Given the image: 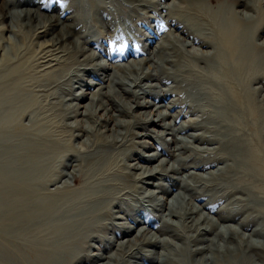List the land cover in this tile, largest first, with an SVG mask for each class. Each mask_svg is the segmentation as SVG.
<instances>
[{
	"label": "bare ground",
	"instance_id": "1",
	"mask_svg": "<svg viewBox=\"0 0 264 264\" xmlns=\"http://www.w3.org/2000/svg\"><path fill=\"white\" fill-rule=\"evenodd\" d=\"M84 1L94 14L100 9L106 14V25L117 22L113 11L97 0H76L78 5L70 12L79 18L84 32L70 45L55 47L69 39L68 33L59 17L45 19L38 36L61 27L54 39L44 43L54 47L44 57L45 65L55 61L47 72L59 66L56 76L44 78L46 84L56 83L74 64L95 62ZM113 1V8H118ZM181 1L198 19L177 12ZM0 3V10H6L8 2ZM141 3L154 5L153 0ZM163 3L161 9L168 11L171 26L182 38H165L153 57L146 51L145 60L136 59L108 73L107 85L98 76V81L88 84L90 90L75 94L77 102L65 107L64 118L73 121L64 144L71 145L76 159H65V148L51 158L50 136H43V145L37 147L12 143L0 149V185L22 196L0 214L25 215L31 221L52 219L56 228L64 227L56 247H39L38 264L84 260L133 264L131 259L137 260L134 264H251L248 252L264 253V28L259 23V17L264 19V0ZM9 16L0 13L1 24ZM136 18L133 27L142 17ZM11 28L4 25L0 30ZM192 43L198 47L191 48ZM56 48L61 49L55 52ZM120 55V60L130 57ZM147 62L153 65L145 70ZM94 65L111 70L102 63ZM3 66L9 69L0 77V129L6 130L4 126L16 116L28 113L31 100L26 97L28 73L21 66L10 67L6 57L0 60V69ZM169 93L174 96L168 103L159 102ZM167 134L175 137L173 150L160 141L167 142ZM75 139H82L81 152L72 143ZM146 148L152 150L141 151ZM62 179L61 186L50 189ZM198 199L203 201L198 204ZM144 201L150 202L149 208ZM209 206H218L216 218L202 212ZM116 207L133 212L128 224L115 226L114 220L122 218L115 214ZM157 220L152 232L138 223ZM110 226L117 229V237L109 240L114 250L90 254L91 241ZM46 230H39V235Z\"/></svg>",
	"mask_w": 264,
	"mask_h": 264
},
{
	"label": "rangeland",
	"instance_id": "2",
	"mask_svg": "<svg viewBox=\"0 0 264 264\" xmlns=\"http://www.w3.org/2000/svg\"><path fill=\"white\" fill-rule=\"evenodd\" d=\"M1 1L2 0H0V2ZM6 1L8 2L7 9L3 10L4 12L0 10V13H6L11 16H9L7 20H4L3 24H1L0 21V29H2V26L4 25L9 26L10 29H12L11 27L13 26V31L6 29L3 31L0 30V60L3 57L9 58L11 60L10 67L21 66L23 71L28 73L26 90V92H28L26 93V97H30L29 99L31 100V105L28 108V113H26L23 117L20 116L17 118L16 116L14 121H12L8 126H4L6 130L0 129V149L12 143L37 147L43 145V136H50L49 138L51 140H49L48 143L53 148V155L51 158L63 154L62 152L65 148V159L70 158V156H72L71 158L76 159L77 157L71 153V145L64 144L67 143L66 141L71 136V132L68 130V124L73 121L66 120L64 118V114L66 113L65 110H67L65 107H67L70 103L77 102L73 99L74 95H78L82 90H90L88 84L90 85V82L92 81H98V76L106 80L105 85L109 84L108 73H115L119 67L123 66V64L134 62L136 59H138V61H141V59L145 60V58L148 57V54L145 53L146 51H151L153 53H151V56L153 57L159 44L165 38L167 39L171 37L174 39L176 36L182 38L179 31L177 32V30L173 28L174 26H171L172 24H170V22L173 21V19L169 17L168 11L164 8L161 9V6L164 4L163 1L165 0H153L154 5L143 4L141 3V0H97L107 9L112 10L114 17H117V22L114 21L109 26L106 25V23H109V19L106 14L101 12V9L99 13L95 12L94 14L90 3H85L86 1H84L83 5H88L87 12L89 13V18L87 20V24L92 25L89 35L93 41H91L90 46H88L89 49H93V51L96 52L97 58H95V62L93 63L105 64V66L111 68V70L109 72H105L100 70L99 66L94 64L79 65V67H77L78 64H74L66 71V73L60 75L59 78L57 77L58 80L56 83L46 84V82H42L44 78L53 76L59 66H54L53 68L48 69L49 71L47 72L46 67L54 64L55 61L53 63L51 61L45 65L44 57L53 53L48 51V49H52L54 47L48 46V44L45 45L44 43L45 41L49 42L51 39H54L62 26H64L65 32L68 33L69 39L65 38L63 41L60 40L61 42L55 47H59L60 45H70V40H74L83 34L84 27L81 21L75 13L70 12L75 10L78 3H76V0ZM111 1L115 2L118 5V8H113V4L110 3ZM158 3L161 4L159 8L156 7L158 6ZM179 6L180 7L177 9V12L182 14L184 18L193 20H196V18L198 19L195 11H187L186 1H181ZM238 9L242 10V7H239ZM138 14L142 18L140 22H137V27H133L132 19L138 20L139 17L135 19ZM50 15L59 17L60 21L62 23L64 22L63 24L66 22V24H70V26L66 27V24H61V27H58L55 32H51L45 36H38V31L42 29H38V27L43 21L45 22ZM262 17L263 16L259 17V23L263 24L262 26L264 28V19ZM12 19L14 23L12 22ZM199 19L201 18L199 17ZM154 32L156 34H154ZM262 34L264 37V32H262ZM1 37L3 39H1ZM187 39L189 40V38ZM192 44L193 45L190 46L191 48L198 47L197 44ZM128 48L130 49L128 50ZM60 49L61 48H56L54 51L56 52ZM133 52H137V55L134 57L133 55H130V53ZM60 54H62V52H60ZM120 54H128L130 57L128 56L127 60H120ZM64 63L68 65V62ZM70 63L71 62H69V65ZM143 65H145V70H148L152 67L153 63L147 62ZM165 66L170 70L173 69V66H170V64H165ZM84 68H87L89 72H87L88 70L84 71ZM7 69L9 68L4 66L0 69V77ZM172 96H174V94L169 93L164 98H160L159 102L169 100ZM86 100H88V98ZM165 103H168V101ZM192 117H197V113ZM189 118L190 115L188 116V119ZM18 121L20 124H18ZM138 130L142 131L144 129L141 128ZM189 132L193 133L194 131ZM149 138L146 139L154 142V138ZM174 138L173 134L165 135L167 142L165 140H160L163 142L162 146H166V148L173 150L174 143L172 142ZM72 143L80 152L85 149V146L82 144V139L72 140ZM146 150L150 151L152 148L142 149L141 151ZM132 161L133 160H129V162ZM65 179H62L61 182H58L57 184L50 185V189L54 190L57 186H61ZM67 181L72 186L76 184L72 179H68ZM10 189L5 184L0 185V212L7 209L9 202L14 201L15 199H22L20 194L14 195V192H11ZM202 201L203 200L198 199L197 203L199 204V202ZM149 204L150 202L144 201V205H146L145 208H149ZM217 207L218 206H209L207 207L208 209L205 207L202 212L210 217L216 218L214 211ZM115 214L122 215L121 219L114 220L116 227L122 223L128 224L131 220V216H133V212L127 210L126 208L123 209L119 207L115 208ZM52 222V219L44 220V218H38L35 221H31V218L25 215L7 216L0 214V264H38L36 262V258L37 256H40L38 252L39 247H43L44 245H47V247H56L59 244L58 233L64 227L59 226L56 228L57 224H52ZM143 222L144 221H138V223L143 224L141 225L143 228L152 232L155 230L154 228L158 226L160 221L157 220L156 223H153V221ZM115 226L105 228L99 239L91 241L93 245H91L90 254L96 253L99 255L105 249L109 253L114 250V248L109 247V240L110 238L115 239L117 237V229ZM45 227L48 229L46 230L47 232L44 235H39V230ZM242 231L244 233H249V229H242ZM52 232H54L53 236L51 235ZM255 238L257 239V237ZM246 255L248 260L251 261V264H264L263 252H248ZM131 260L130 261L133 264L137 262L136 259ZM82 262L79 264H89L87 260Z\"/></svg>",
	"mask_w": 264,
	"mask_h": 264
}]
</instances>
